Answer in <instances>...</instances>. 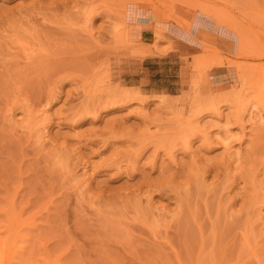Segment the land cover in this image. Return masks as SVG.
<instances>
[{"label": "rangeland", "instance_id": "rangeland-1", "mask_svg": "<svg viewBox=\"0 0 264 264\" xmlns=\"http://www.w3.org/2000/svg\"><path fill=\"white\" fill-rule=\"evenodd\" d=\"M74 1L0 0V264H264V0Z\"/></svg>", "mask_w": 264, "mask_h": 264}, {"label": "bare ground", "instance_id": "bare-ground-1", "mask_svg": "<svg viewBox=\"0 0 264 264\" xmlns=\"http://www.w3.org/2000/svg\"><path fill=\"white\" fill-rule=\"evenodd\" d=\"M76 1V0H75ZM75 1H74V3H75ZM83 1V0H82ZM92 1V0H91ZM120 1V0H119ZM132 1L133 0H124L123 1V4H121L123 7H121L120 8V6H119V8L120 9H122V8H124V11H123V14H122V17L121 18H119V21H120V19H121V22H119L120 23V25H119V27H117L118 26V24H117V22H116V20H115V22H116V24H115V26H111L112 27V29H114V35H112V36H114V40L113 41H119V40H121L123 37H125L126 35H128L129 33H130V31H131V25H129V23L132 21V19L134 18V17H136L135 16V14H132V13H130V11H129V8H130V6H131V4H132ZM143 1V0H142ZM147 1H149V0H147ZM151 1V0H150ZM121 2H122V0H121ZM137 2V1H136ZM72 3V2H71ZM95 3V2H94ZM102 3V2H101ZM100 3V4H101ZM107 3V2H106ZM105 3V4H106ZM109 3V2H108ZM118 3V2H117ZM66 4V3H65ZM81 4V3H80ZM119 4V3H118ZM84 5V4H83ZM94 5V4H93ZM97 5V4H96ZM96 5L95 6H93V7H91V8H87L85 11H83V16H84V21H85V23H84V25L87 23V25L88 26H90L91 25V23H92V15L95 13H97L96 12V10H95V8L94 7H96ZM104 5V4H103ZM120 5V4H119ZM85 6V5H84ZM110 6V5H109ZM109 6H106V9H105V6L104 7H101V9L103 8L104 9V11H109V9H112L111 7L109 8ZM80 7V6H79ZM81 8H84V7H81ZM115 8V7H114ZM71 9V8H70ZM75 9V8H74ZM115 10V9H114ZM101 11V10H100ZM106 11V13H108ZM111 11V10H110ZM112 11H113V9H112ZM122 11V10H121ZM78 12V11H77ZM77 12H75V14H77ZM103 12V11H102ZM115 12V11H114ZM93 13V14H92ZM105 13V12H104ZM103 13V15L105 16L106 14H104ZM113 13V12H112ZM117 14H118V12H116ZM80 14H82V13H80ZM79 15V14H78ZM95 16V15H94ZM93 16V17H94ZM107 17H109L110 15H106ZM106 16H105V18H106ZM120 17V16H119ZM83 18V17H82ZM109 18H111V16L109 17ZM109 22H110V24L109 25H114V23H113V17L111 18V19H108V18H106ZM105 19V20H106ZM106 20V21H107ZM107 21V22H108ZM113 23V24H112ZM87 25H85V30L86 29H88L87 30V32L88 31H90L91 30V28L90 27H88ZM86 27H88V28H86ZM83 29H84V26H83ZM110 31H113V30H110ZM91 32V31H90ZM89 33V32H88ZM110 33H112V32H110ZM109 33V34H110ZM113 34V33H112ZM91 36L89 35V37L88 38H90ZM111 38V39H112ZM91 40V39H90ZM95 40V39H94ZM93 42H95V41H93ZM99 42V41H98ZM24 48H25V46H24ZM30 57V56H29ZM29 57H27V58H29ZM140 95V94H139ZM140 97V96H139ZM145 101V100H144ZM10 111H11V109H10Z\"/></svg>", "mask_w": 264, "mask_h": 264}]
</instances>
